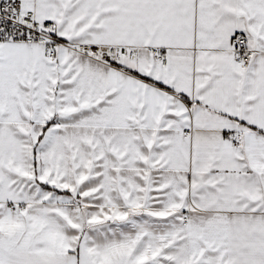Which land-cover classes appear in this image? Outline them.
<instances>
[{
  "label": "snow or ice",
  "instance_id": "1",
  "mask_svg": "<svg viewBox=\"0 0 264 264\" xmlns=\"http://www.w3.org/2000/svg\"><path fill=\"white\" fill-rule=\"evenodd\" d=\"M0 264H264V0H0Z\"/></svg>",
  "mask_w": 264,
  "mask_h": 264
}]
</instances>
